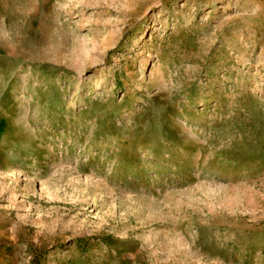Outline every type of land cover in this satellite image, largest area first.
<instances>
[{"label":"rangeland","instance_id":"1","mask_svg":"<svg viewBox=\"0 0 264 264\" xmlns=\"http://www.w3.org/2000/svg\"><path fill=\"white\" fill-rule=\"evenodd\" d=\"M0 264H264V0H0Z\"/></svg>","mask_w":264,"mask_h":264}]
</instances>
